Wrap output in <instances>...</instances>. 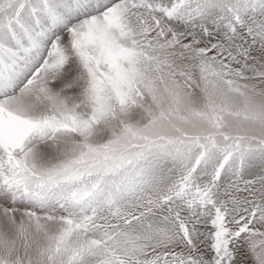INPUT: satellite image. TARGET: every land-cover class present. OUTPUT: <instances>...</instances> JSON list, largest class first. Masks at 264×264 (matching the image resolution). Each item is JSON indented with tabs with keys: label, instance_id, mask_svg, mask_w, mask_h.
<instances>
[{
	"label": "snow or ice",
	"instance_id": "1",
	"mask_svg": "<svg viewBox=\"0 0 264 264\" xmlns=\"http://www.w3.org/2000/svg\"><path fill=\"white\" fill-rule=\"evenodd\" d=\"M0 264H264V0H0Z\"/></svg>",
	"mask_w": 264,
	"mask_h": 264
}]
</instances>
